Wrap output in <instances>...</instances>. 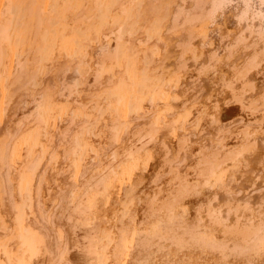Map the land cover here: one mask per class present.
Segmentation results:
<instances>
[{"label": "bare ground", "instance_id": "1", "mask_svg": "<svg viewBox=\"0 0 264 264\" xmlns=\"http://www.w3.org/2000/svg\"><path fill=\"white\" fill-rule=\"evenodd\" d=\"M0 264H264V0H0Z\"/></svg>", "mask_w": 264, "mask_h": 264}]
</instances>
